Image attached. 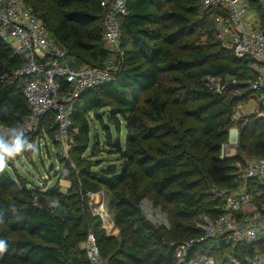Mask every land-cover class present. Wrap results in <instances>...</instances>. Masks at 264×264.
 <instances>
[{"label": "trees", "instance_id": "trees-1", "mask_svg": "<svg viewBox=\"0 0 264 264\" xmlns=\"http://www.w3.org/2000/svg\"><path fill=\"white\" fill-rule=\"evenodd\" d=\"M22 1L74 60L71 67H99L112 55L101 38L102 0ZM201 1H127L115 69L109 81L78 98L72 113L67 164L74 159L75 168L65 193L59 178L47 189L31 186L13 166L0 171V264H87L81 244L89 231L104 264H177L175 247L202 235L200 218L221 214V202L208 188H237L243 160L239 154L220 158V150L235 109L253 98L252 74L246 60L220 48L213 26L218 12ZM246 1L264 27V0ZM19 67L20 59L0 40V127H16L29 115ZM208 76L235 84L219 95L206 87ZM87 115L99 124L102 144L96 133L89 140ZM53 120L51 114L42 118L21 144L44 137L53 142ZM237 127L238 148L246 150L243 142L251 138L247 154L264 160V122L249 117ZM102 153L114 158L107 161ZM54 168L50 175L56 178ZM101 192L118 239L107 236L87 198ZM249 192L264 201V187L256 181ZM144 201L161 210L167 228L146 218ZM251 252L237 247L235 261L243 264Z\"/></svg>", "mask_w": 264, "mask_h": 264}, {"label": "built area", "instance_id": "built-area-1", "mask_svg": "<svg viewBox=\"0 0 264 264\" xmlns=\"http://www.w3.org/2000/svg\"><path fill=\"white\" fill-rule=\"evenodd\" d=\"M127 1L102 0L100 3L104 10L101 38L112 54L110 58L99 67H71L74 60L55 44L31 7L22 0H0V40L20 59L16 76L25 80L22 94L29 112L16 127H0V142L9 148L14 147L17 138L21 141L34 134L38 122L51 114L55 125L51 143L59 148L60 159L64 160L54 168L60 180H67L72 167L67 164L69 133L77 100L86 91L109 81L115 69L114 57L120 52L119 19L126 15ZM201 4L204 9L211 8L218 12L213 26L220 48L236 59L246 60L252 74L248 90L253 98L247 104L238 106L232 114L228 141L220 150V158H224L237 147L239 122L249 117L264 122V27L253 25L256 22L251 19V12L257 21L259 18L246 0H202ZM262 10L264 22V4ZM204 83L209 90L220 95L228 84L234 85L235 81L208 76ZM236 94L239 96L240 93ZM41 140L25 142L19 153L5 156V168L13 166L20 155H31L35 145H41ZM235 176L237 188L234 191L215 186L208 188L213 198L221 202V214L212 219L205 216L200 218L197 228L202 235L175 247L177 264H215L214 254L222 257L223 264H238L235 261L237 247L252 248V252L243 257V264H264V201L256 202L249 192L250 182L256 181L264 187V160H243ZM94 197L99 196L87 194L89 201ZM94 203L97 204L94 214L101 220L105 233L118 231L103 203ZM151 210L164 222L158 225L167 228V220L161 210L154 207ZM81 249L87 264H104L92 232L87 233Z\"/></svg>", "mask_w": 264, "mask_h": 264}, {"label": "rangeland", "instance_id": "rangeland-1", "mask_svg": "<svg viewBox=\"0 0 264 264\" xmlns=\"http://www.w3.org/2000/svg\"><path fill=\"white\" fill-rule=\"evenodd\" d=\"M251 19L256 22V24H253L254 26H257L259 24V20L257 21V18L253 13L251 12ZM247 104V103H246ZM87 123H88V138L90 141L93 139L94 133L99 135L100 144L103 143V136L102 132L100 130L99 124L96 122V119L92 115H87L86 117ZM78 132V129H74V134ZM250 133H247V137H249ZM75 138V137H74ZM41 142L39 144L41 145H35L32 154L31 155H20L18 157V160H16L13 164V168L16 171V174L23 180L27 181L31 186L35 187H41L42 185H46L47 189H49L56 181L57 176L53 174L50 175L49 167L51 165H54L55 167H58V159L61 158V154L59 153V148L55 145H53L47 138H41ZM251 139V138H249ZM248 140L244 141L246 150H242L241 148H238L239 144V130H238V144L237 147L230 151L228 154V157L237 156L240 155L241 160L244 159H252L250 155L247 154V150L252 148L251 142ZM74 140V139H73ZM75 141V140H74ZM73 141V142H74ZM44 143V144H43ZM93 143V141H92ZM241 149V151H240ZM101 158H108L110 161L112 160V156H107L104 153H102ZM243 162V161H242ZM53 166V167H54ZM72 168H75V160L73 159V163L71 164ZM11 169V168H10ZM8 170L10 174H12V170ZM13 176V174H12ZM59 185L61 186V192L65 193L66 189L69 187V182L67 180H59ZM99 197H94L91 201L92 204L97 205L95 202H103L104 209L106 210L107 205V196L105 193L98 194ZM104 200V201H103ZM89 201V202H90ZM152 203L150 201H144L141 204V209L143 213L146 215L147 219L154 225H158L159 223H164L161 220L158 219V217L155 215V213L151 210L152 207H155L152 205V207L149 205ZM93 207V206H92ZM94 209V207H93ZM110 218H111V212ZM161 221V222H160ZM118 234V233H117ZM114 239H118V235L112 236ZM215 264H223L221 260L219 259L218 254H214Z\"/></svg>", "mask_w": 264, "mask_h": 264}, {"label": "clouds", "instance_id": "clouds-1", "mask_svg": "<svg viewBox=\"0 0 264 264\" xmlns=\"http://www.w3.org/2000/svg\"><path fill=\"white\" fill-rule=\"evenodd\" d=\"M23 145L21 144L20 140L17 138L15 141L14 147L9 148L0 142V171H3L4 167L6 166L5 156H13L19 153L22 149ZM5 249V244L3 241H0V252H3Z\"/></svg>", "mask_w": 264, "mask_h": 264}, {"label": "crops", "instance_id": "crops-1", "mask_svg": "<svg viewBox=\"0 0 264 264\" xmlns=\"http://www.w3.org/2000/svg\"><path fill=\"white\" fill-rule=\"evenodd\" d=\"M103 201H104V200H103ZM102 203H103V202H102ZM117 233H118V231L113 232V234H107V236H108V237L116 236V235H118Z\"/></svg>", "mask_w": 264, "mask_h": 264}, {"label": "water", "instance_id": "water-1", "mask_svg": "<svg viewBox=\"0 0 264 264\" xmlns=\"http://www.w3.org/2000/svg\"><path fill=\"white\" fill-rule=\"evenodd\" d=\"M106 120H107V122L109 121V119H108V117H106ZM29 154V153H28ZM53 169V165H51L50 167H49V171H51Z\"/></svg>", "mask_w": 264, "mask_h": 264}]
</instances>
